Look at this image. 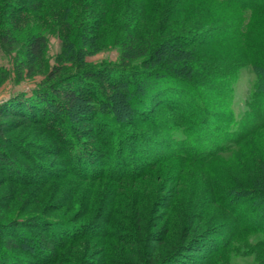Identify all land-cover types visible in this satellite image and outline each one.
<instances>
[{
    "label": "rangeland",
    "instance_id": "1",
    "mask_svg": "<svg viewBox=\"0 0 264 264\" xmlns=\"http://www.w3.org/2000/svg\"><path fill=\"white\" fill-rule=\"evenodd\" d=\"M63 2L47 0L44 7L49 6L50 10L43 11V14L36 10L26 14L15 8L12 15L13 43L0 48V66L4 70H0V110L12 97L15 102H20L27 95L40 94L44 87L54 89L55 108L61 116L52 129L49 123L24 122L19 115L1 117L0 124L6 123L4 135L7 140H18V146H24L21 150L10 142L5 145L18 153L25 152L18 156L26 168L22 176L26 184L9 182L2 187L11 196L9 199L0 197V220H26L31 225L25 226V230L38 236H47L50 222L88 226L97 218H111L107 212L113 210L115 201L120 199L114 197L116 191L113 192L112 177L98 179L92 176L85 181L82 174L72 167L73 164L65 163L61 157L63 144L59 143V138L63 139L68 130H72L87 153H97L100 162L104 161L106 147L102 142L105 135L99 132V127H102L99 117L104 110L114 111L115 107L121 110V105L124 106L122 92L114 87L118 79L112 75L120 64L115 38L127 22H123L122 16L129 7L137 23L146 24L153 31L163 24L160 22L161 17L171 22L170 29L176 33L187 30V24H195L196 28L200 25L195 34L201 32V37L194 35V43L186 42L178 53L174 55L171 52L172 55L166 57L168 61L180 64V87L183 86L188 93L193 92L199 98L189 94V106L196 113L209 112L210 118L217 115L223 119L231 115L240 119L250 106L254 113L251 117L254 128L240 138L235 146L215 153L206 161H192L186 167L178 164L174 158L159 154V162L151 168V176L157 183H145L144 186V189L156 188L155 193L150 192L154 194L152 208L148 210L150 225L136 234L126 233L123 226H119L111 231L113 237L103 235L95 239L92 236L76 239L62 254L63 261H69L59 264H208L211 261L216 264H264V246L260 242L262 233L240 229L225 205L218 200L222 193H239L241 200L255 207L262 204L259 210H264V123L256 115L257 112L260 114L264 106H254L249 99L256 74L259 70L264 72V13L253 18L255 25H251L250 29L253 35L246 47L235 41L214 39L215 32L229 27L230 21L236 17L221 8L215 0H121L120 7L115 5L120 0ZM35 3L37 5L39 1L35 0ZM159 3L164 8L154 18L155 21L147 14ZM88 5L90 8L99 7L102 18L106 12H115L117 20L113 26L89 35L85 42L84 67L79 68L74 53L66 51L69 40H75L77 34L75 21L71 22L73 18L69 21L68 13L84 11ZM40 31L46 34L48 40L45 62H37L33 73L25 71L20 75L15 65L16 55L23 42ZM165 54L158 53L157 57L164 58ZM153 60L152 66H161L164 62L154 63ZM134 67L130 75L135 82L143 83L142 87L149 98L144 100L141 107L144 112L139 115L129 105L125 106L124 110L130 114L119 117L117 124L146 141H152L149 135L156 136V149L169 154L175 149L168 143L169 131L164 127L171 122L166 117L176 119L185 113L168 107V104H160L165 100L164 95L156 97L152 94L155 91L150 88L151 81L141 75V71L150 68L149 65L137 63ZM59 68H62V73L51 78L53 71ZM85 70H90L92 75H87ZM193 78L197 87L189 84ZM68 88L86 97L79 99L74 108L63 93ZM99 93L104 95L102 99L96 98ZM262 100L264 102V98ZM199 105L203 106L202 110ZM96 108L99 115L94 121L92 117ZM152 111L155 120L149 116ZM64 118H68V121ZM134 156L139 159L144 155L134 153ZM101 164L97 163L99 168ZM147 171L150 173V169ZM138 175L140 184L147 175L142 172ZM160 183L165 185V190L160 191L163 188ZM124 188L120 186L115 190ZM127 188L131 192L130 187ZM143 192L147 194V191ZM253 194L256 196L252 197ZM168 216L169 221L176 224L171 229L189 221L193 223L187 243L179 244L180 230L168 229ZM128 223L125 222V225L132 226ZM134 227L138 226L134 224ZM130 239L137 240V243L124 242ZM212 243L220 250L210 252ZM110 245L113 248L108 247ZM19 253L25 259L24 263L29 264L30 256Z\"/></svg>",
    "mask_w": 264,
    "mask_h": 264
},
{
    "label": "trees",
    "instance_id": "2",
    "mask_svg": "<svg viewBox=\"0 0 264 264\" xmlns=\"http://www.w3.org/2000/svg\"><path fill=\"white\" fill-rule=\"evenodd\" d=\"M38 1L39 4L36 5L35 0H0V48L5 47V44L11 46L13 43L11 37H13L12 26L14 22H12V19L14 16L12 15L15 8L24 11L26 14L35 10L43 14V11L46 12L50 10L49 6L46 5V7H44L47 0ZM215 1L221 8L235 14L236 17L230 21L229 27L217 30L213 36L214 39L218 38L223 42L231 40L239 45L247 47L253 35L250 30L251 25H255L253 18L260 15V13H264V0ZM100 2H102V0H98V3ZM120 4L121 0L120 3L115 5L116 7H120ZM162 6L164 5L159 3L155 6L154 10L150 11L147 15L151 16L153 20L156 21L154 18H157L160 11L163 10L164 7ZM87 8L84 11H76V14L68 13L69 21L72 18L74 20L71 22L75 21L74 25L77 34L75 40H69L68 46L66 47L68 50L66 49V51L74 53V60L76 59L75 62L80 64L79 68L84 67L85 42L88 40L89 35L95 33V31L113 26V23L117 20L115 12H111L110 14L106 12V16L102 18L98 12L99 7L92 6V8H90L88 5ZM122 17L123 22H127H125L123 29L117 32L115 38L119 47L120 64L116 68V71L113 72L114 74L112 76L118 79L114 87H118L119 91L122 92L123 95L121 97L124 106L121 105V110L115 107V112L112 111V109L104 110L103 114L99 117V124L102 126L99 127V132L101 135H103L102 133L105 135V140L102 142L103 146L106 147V152H103V159L105 162H100L101 158H97V153H87V151L81 147L80 141L76 138L72 130H68L67 134L63 136V139L61 137L59 138V143L61 145L63 144V146H61V157L65 159V163L73 164L72 167L82 174L81 176L84 177L83 179H85V181H88V179H90L89 177L92 176H97L98 179L102 177H112L114 181L112 184L114 188L113 192L116 191L114 197L115 199L120 197V199L115 201V208L107 212L111 218H106V220H99V218H97V220L88 224V226L82 224L79 226L73 224L65 225L59 222H50L48 223L49 232L46 234L47 236H38L33 232L25 230V226L31 225L26 220H4L2 218L0 220V264H25V259H22L19 252L27 253L28 256H30L29 259H31V261L28 260L29 264H59L61 262H68L69 260L63 261L62 254L67 250L69 244L76 239L82 240L86 239L88 236H92V239H95L103 235H110L113 237L114 235H112L111 231L119 226L120 228L123 226L126 233L131 232L136 234L138 231H143L145 226L150 225V213H148V210L152 208V203L154 202L152 200L154 194L150 192H156L154 186L150 189H144V186L145 183L150 182H152L151 185H154L155 179L151 176V168L159 162L158 158L160 155L167 156L171 159L174 158L178 164L186 167L192 161H206L208 157L215 153H220L225 149L235 146L240 138H243L250 132V129L254 128V122L251 121V117L254 113H252L253 110H251L250 106H248V112H246L244 116H241L240 119H237L234 115L229 116L227 119H223L217 115L210 118L209 116L211 115L209 112L205 114L202 112L196 113L195 109L192 110L193 107L189 106L190 96L197 99L199 98L195 96L193 92L192 94L188 93L189 91L185 90L183 86L180 87L181 83L178 80L181 79L180 76H178V72L181 71V67H179L180 64L174 61H168L166 57H168L171 52H173L174 55L178 53L186 42L194 43V35H196V37H201V32L195 34V31L200 25L196 28L194 27L195 24H187V30L176 33L173 29H170L171 22H167L165 17H161V20H159L161 23L163 22V24L161 27H158L159 29L157 31H153L149 26H146V24L139 25L137 19L130 14L129 7L124 10V15ZM47 46V36L41 31L28 37L23 42L20 52L16 55L15 65L17 72L20 73V75L25 71L33 73L36 69L35 64L37 62L44 64ZM161 52L166 53L164 58H161L162 56L157 57V54ZM153 59H155V61ZM152 60L154 63H162L164 61L162 64L163 66H156L157 64L152 66ZM137 63L149 65L150 68L141 71L142 74H140L151 81L150 88H153L155 91L152 92L153 95L156 97L164 95L165 100L161 101L160 104H168V107L185 113L182 114V117L180 116L176 119L171 116L166 117L168 122L169 120L171 122L164 127L166 131H169L168 143L170 147L175 149L169 154L156 149L154 144L157 143L156 136L149 135L152 141H146L143 137H136L134 132L125 130L117 124V119L119 117H125L130 114L129 111L124 110L125 106L129 105L134 112L139 115L144 112L141 109L142 105H144L143 103H145L144 100L149 98L147 97L148 95L145 94L147 91H144L142 87L143 83L135 82L132 79L133 76L130 75L131 72L133 73L134 66H136ZM0 70L4 71L2 66H0ZM85 72L87 75H92L90 70H85ZM59 73H62V68L56 71L54 70L51 78ZM186 81L189 80H185V82ZM185 82L183 84H186ZM189 84L192 87H197L198 85L194 78L190 80ZM63 93L70 103V106L73 108L78 103L79 99L86 98L85 96H80L78 94L79 92L71 90L70 88H68V90L64 89ZM189 94L191 95L189 96ZM112 96L114 97L113 94ZM103 97L104 95L102 93L96 95L98 99H102ZM12 98L10 102H7V104L1 108L0 119L3 115H19L22 117L20 120L24 122H34L38 124L49 123L52 129L61 117L55 108L56 96L54 89L50 88L48 90L43 87L40 90V94L38 92L37 95H27L20 102L18 100V102H15V98ZM263 98L264 72L259 70L253 81L249 99L251 104H255L254 106H257V104L264 106ZM199 106L202 110L203 106ZM94 112L92 119L95 121L99 115V110L96 108ZM151 113L152 114L149 115L150 118L154 116V111ZM256 115L262 119L261 122L264 123V109L260 110V114L257 112ZM64 119L68 121V118ZM152 119L155 120V117ZM159 124L162 125L163 122L160 121ZM0 125V197L9 199L11 195L5 193V190L2 188L6 183L15 182L19 185L26 184L25 177H22L26 168L24 164L21 163L18 156L24 155L25 152L24 154L22 152L18 153L16 152L17 150L15 151L13 148H7L5 146L7 142H10L13 143L12 145L17 146L18 149L20 148L22 150L21 147H24L21 145L20 147L18 146V143H20L18 140H14V142L9 139L7 140V136L4 135V125H6V123L4 122ZM109 125L111 126L106 129ZM17 147H15V149H17ZM134 153H141L144 156L137 159ZM97 163H102L101 168L98 167ZM147 169H150V173H147L149 172ZM140 172L147 175V177L139 184L137 179L140 176L138 175ZM120 186H125V188L119 191L115 190V188ZM127 187H130L131 192L128 191ZM165 189L166 187L163 184V188H160V191ZM143 191H147V194ZM238 194L239 193L234 195L233 193H222L219 195L218 200L225 205V208L233 216L236 225L240 229L258 230L262 233L263 236L260 242L264 246V210H259L263 206H261V204L255 207L247 204V202L241 200ZM255 196L256 194L252 195V197ZM169 218L168 216L167 223L169 225L168 229L170 230L171 228H175L176 224L172 223V221L170 222ZM121 221L124 224L121 223ZM127 221L129 222L128 224H132V226L125 225ZM134 224L138 227L135 228ZM192 228L193 223L189 221V223L179 224L176 229L171 230H180V244L187 243L190 239L189 235ZM123 239H125V236ZM127 241L130 243H137V240L131 239L125 240L124 242ZM108 247L113 248L111 245ZM212 247L213 248L210 249L207 248L212 253L220 250L214 243H212ZM208 264L216 263L211 261Z\"/></svg>",
    "mask_w": 264,
    "mask_h": 264
}]
</instances>
